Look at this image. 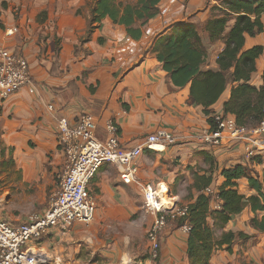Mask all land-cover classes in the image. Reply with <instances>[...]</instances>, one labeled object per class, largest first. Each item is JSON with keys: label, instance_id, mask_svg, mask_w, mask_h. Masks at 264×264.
I'll return each mask as SVG.
<instances>
[{"label": "crops", "instance_id": "crops-1", "mask_svg": "<svg viewBox=\"0 0 264 264\" xmlns=\"http://www.w3.org/2000/svg\"><path fill=\"white\" fill-rule=\"evenodd\" d=\"M95 2L0 0V48L28 59L35 85V93L24 88L0 104L3 160L11 158L13 167L8 174L13 184L23 185V189L8 192L16 193V199L38 200L36 214H43L65 170V158L57 143L58 120L73 121L82 113H90L102 139L107 136L106 123L115 119L126 149L143 145L148 136L160 129L174 137L175 143L165 152L145 149L138 161L140 184L164 183L171 195L184 200L183 205L187 206L199 195L192 188L195 173L203 175L209 168L203 156L206 152L219 167L211 185L217 194L225 181L223 169L249 163L244 147H198L196 139L209 127L208 117L202 107L191 104L188 86L179 88L171 82L153 49L157 40L179 22L205 26L211 6L218 0H162L156 17L143 26L140 22L136 25L141 31L139 38L129 35L125 26L110 18L90 32ZM262 20L264 23V16ZM13 28L17 31L8 35L7 31ZM201 36L209 45L208 34ZM255 46L264 47V33L246 37L245 48ZM210 47L209 67L217 69V57L224 45L216 43ZM256 66L251 84L260 87L264 53ZM232 86L212 107L218 114H223ZM50 105L54 111L49 110ZM262 169L261 166L258 171L261 173ZM182 185H188L186 197ZM136 187L142 188L139 184L122 183L112 165L101 167L90 185L97 206L95 220L90 224L75 223L67 230L53 228L40 243L48 264H155L149 259L147 240L155 215L142 209L138 226L127 224L128 217L140 210L130 193ZM238 188L244 195L255 194L247 179L239 180ZM213 198L211 208H220L222 202ZM263 215L260 213V217ZM254 216L247 208L227 225V231L249 238L238 239L231 252L216 251L211 264H264V232L251 225ZM0 218L14 223L1 209ZM188 234L171 223L162 235L157 264H190Z\"/></svg>", "mask_w": 264, "mask_h": 264}, {"label": "trees", "instance_id": "trees-1", "mask_svg": "<svg viewBox=\"0 0 264 264\" xmlns=\"http://www.w3.org/2000/svg\"><path fill=\"white\" fill-rule=\"evenodd\" d=\"M161 1L138 0L131 4L96 0L89 31L110 18L115 24L125 26L129 35L139 38L141 31L136 25L140 22L143 26L156 17ZM210 12L205 24L209 45L204 42L197 24L187 21L175 24L169 34L157 40L153 50L171 82L179 88L189 87L191 104L203 108L211 127H215L213 116L217 113L212 107L231 84V95L223 106V115L234 116L239 126L256 127L264 118V73L262 86L252 85L251 80L264 47L246 49L245 43L247 36L264 33V0H220L211 6ZM218 42L224 49L217 57V69H213L209 67L210 45ZM203 156L209 168L203 175L195 173L192 185L199 195L187 205L186 217L176 221L178 227L190 226L187 239L190 264H211L216 251L231 252L238 239L249 238L243 233L226 230L227 225L247 208L255 214L251 219L253 228L264 232V215L260 217V213H264V156L252 158L247 165L238 164L222 170L225 181L217 192L216 197L222 202L218 209L211 208L212 197L206 195L205 190L213 184V175L219 167L210 154L204 152ZM241 179L248 180L254 195L247 196L239 191Z\"/></svg>", "mask_w": 264, "mask_h": 264}, {"label": "built area", "instance_id": "built-area-1", "mask_svg": "<svg viewBox=\"0 0 264 264\" xmlns=\"http://www.w3.org/2000/svg\"><path fill=\"white\" fill-rule=\"evenodd\" d=\"M17 31L13 28L8 35ZM35 93V85L28 59L20 53L0 48V104L22 89ZM54 111L53 105L49 106ZM215 127L204 130L196 139L198 147L230 149L244 144L247 162L264 156V118L256 127H242L232 115L215 113ZM57 143L65 158V170L59 178L56 191L51 194L43 214H33L24 223L14 224L0 218V264H48L40 243L53 228L67 230L75 223L90 224L96 218V200L90 185L104 165H112L125 185L139 184L144 193L147 211L155 221L147 231L149 259L157 264L161 258V238L171 223L186 217L188 207L181 204L164 183L140 184L138 161L145 149L162 153L175 143L164 129L148 136L143 145L126 149L120 140V127L115 119L105 126L107 136L98 135V124L90 113H82L73 121L58 120ZM206 195L217 196L209 187ZM166 197L167 203L162 204ZM189 233L190 226H182Z\"/></svg>", "mask_w": 264, "mask_h": 264}, {"label": "rangeland", "instance_id": "rangeland-1", "mask_svg": "<svg viewBox=\"0 0 264 264\" xmlns=\"http://www.w3.org/2000/svg\"><path fill=\"white\" fill-rule=\"evenodd\" d=\"M137 1L138 0H124V3L135 4ZM188 1L189 0H186V2H188ZM219 1L220 0H218V2ZM209 3H207V5ZM217 3H214V4H217ZM198 28H199V31L201 34L206 33L205 32V26L198 25ZM240 144H242V143H238L237 145H240ZM242 145H244V144H242ZM0 150H1L0 152H2V159H0V209L3 210V212H7L8 215L14 221V223H24L28 220V218L31 215L39 212V207L36 206L37 202H39V201L38 200L16 199L15 198L16 193L12 194V193L8 192V190H10V189L11 190L23 189V185L21 183H18V182L13 184V181L11 179V175L8 174V170H9V168L13 167V163H12V161H10L11 158H6L3 160V156H4L3 147H1ZM182 189H183V192L185 193L184 195L186 197L188 185H182ZM142 192H143L142 188L140 189L138 187H136V190L130 192L135 197L136 203L140 207V210L138 212H136L135 214H131L128 217V221H127L128 225L138 226V223L140 222V216L142 213V209H144V211L147 210V208L145 206L144 196H143L144 193H142ZM188 195H190V194L188 193ZM169 196H173V195H169ZM163 198L166 199V197H163ZM214 199L215 198H213V200ZM179 201L181 202V204H183L185 202L184 200H182V201L179 200Z\"/></svg>", "mask_w": 264, "mask_h": 264}, {"label": "bare ground", "instance_id": "bare-ground-1", "mask_svg": "<svg viewBox=\"0 0 264 264\" xmlns=\"http://www.w3.org/2000/svg\"><path fill=\"white\" fill-rule=\"evenodd\" d=\"M167 203V200L165 198H162V204L165 205Z\"/></svg>", "mask_w": 264, "mask_h": 264}]
</instances>
